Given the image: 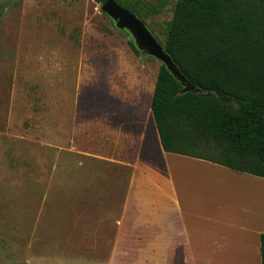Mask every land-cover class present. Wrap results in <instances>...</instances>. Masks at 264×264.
I'll return each instance as SVG.
<instances>
[{"label": "rangeland", "instance_id": "374dc122", "mask_svg": "<svg viewBox=\"0 0 264 264\" xmlns=\"http://www.w3.org/2000/svg\"><path fill=\"white\" fill-rule=\"evenodd\" d=\"M133 1L137 12L124 8L164 47L177 0ZM100 7L92 0H16L0 14V264H154V257L133 255L136 247L88 244L103 238L104 231H85L71 240L72 231L53 217V209V218L37 227L53 192L70 193L79 177L83 188L93 185L86 180L103 172L93 157H116L113 150L103 151V139L95 133L109 135L106 121L118 134L114 124L119 110L122 122V102L131 130L139 131L149 110L160 63L135 56L129 35L116 30ZM88 122H94L95 133L87 132ZM123 164L122 185L135 169ZM197 174L221 187L223 178L186 170L188 177ZM214 191L205 188L203 195L215 196ZM229 203L223 210L207 202L203 207L245 224L240 223L241 199L231 197ZM250 203L257 210L264 207ZM106 234L115 239L114 231ZM163 258L159 264H165Z\"/></svg>", "mask_w": 264, "mask_h": 264}, {"label": "crops", "instance_id": "0c3cea01", "mask_svg": "<svg viewBox=\"0 0 264 264\" xmlns=\"http://www.w3.org/2000/svg\"><path fill=\"white\" fill-rule=\"evenodd\" d=\"M125 106L122 102V122L119 110L114 124L119 127L118 134H112L104 120L107 136L93 131L94 122L87 123V132H94L103 139L100 141L103 151L113 150L116 157H93V162L103 171H95L93 177L86 180H93V185L87 184V188H83L80 184L83 179L79 177L70 193L53 192L54 200L46 201L37 227L54 217L63 228L72 231L71 240L78 235L82 237L85 231H104L103 238L93 239L88 244L111 247L121 243L136 247L133 255L154 257V264H159L163 257H166L165 264H261L259 236L264 234V207L257 210L250 202L264 205V180L207 161L165 153L150 102L148 112L139 122V131L128 129L124 119ZM149 125L153 143L145 129ZM122 156L124 159H120ZM123 161L126 166L134 164L135 167L131 170L132 177L124 185ZM112 168L119 174H113ZM190 169L200 174L212 173L216 179L223 178L220 181L225 184L221 182L219 188L218 182L208 180L213 187L204 175L188 177L186 170ZM234 187L237 189L233 190ZM205 188H214L215 196L204 197ZM231 197H236L239 202L241 199L239 219L245 224H235L216 215L215 210L203 207L207 202L217 204L223 210L224 205H230ZM52 209L54 216L49 212ZM106 231H114L115 239L104 238ZM146 247L149 249L144 250ZM122 256L127 257L128 250ZM44 258L50 262L60 259Z\"/></svg>", "mask_w": 264, "mask_h": 264}, {"label": "trees", "instance_id": "16d2710c", "mask_svg": "<svg viewBox=\"0 0 264 264\" xmlns=\"http://www.w3.org/2000/svg\"><path fill=\"white\" fill-rule=\"evenodd\" d=\"M117 2L137 12L133 0ZM165 36L166 53L200 93L180 95L160 64L150 110L162 150L264 180V0H177ZM259 246L264 264V234Z\"/></svg>", "mask_w": 264, "mask_h": 264}, {"label": "water", "instance_id": "95a60500", "mask_svg": "<svg viewBox=\"0 0 264 264\" xmlns=\"http://www.w3.org/2000/svg\"><path fill=\"white\" fill-rule=\"evenodd\" d=\"M14 1L16 0H0V14ZM100 12L112 22L116 30L123 31L129 35L136 50L139 52L140 58H152L164 65L166 70L183 88L180 95L188 92L200 93L184 78L171 57L166 53L164 47L135 14L121 6L116 0H107L101 5Z\"/></svg>", "mask_w": 264, "mask_h": 264}]
</instances>
